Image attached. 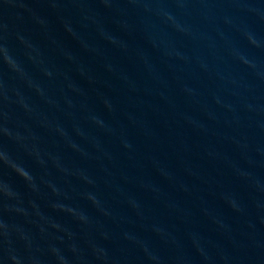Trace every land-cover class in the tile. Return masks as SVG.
<instances>
[{
    "label": "water",
    "instance_id": "obj_1",
    "mask_svg": "<svg viewBox=\"0 0 264 264\" xmlns=\"http://www.w3.org/2000/svg\"><path fill=\"white\" fill-rule=\"evenodd\" d=\"M0 264H264V0H0Z\"/></svg>",
    "mask_w": 264,
    "mask_h": 264
}]
</instances>
